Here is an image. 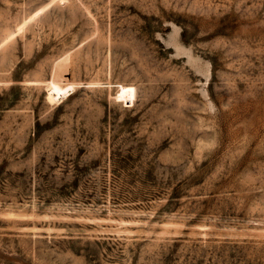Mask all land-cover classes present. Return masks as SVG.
Listing matches in <instances>:
<instances>
[{"label": "rangeland", "instance_id": "obj_1", "mask_svg": "<svg viewBox=\"0 0 264 264\" xmlns=\"http://www.w3.org/2000/svg\"><path fill=\"white\" fill-rule=\"evenodd\" d=\"M0 264H264V0H0Z\"/></svg>", "mask_w": 264, "mask_h": 264}, {"label": "bare ground", "instance_id": "obj_2", "mask_svg": "<svg viewBox=\"0 0 264 264\" xmlns=\"http://www.w3.org/2000/svg\"><path fill=\"white\" fill-rule=\"evenodd\" d=\"M47 88H48L47 98L49 101H55V100L57 101V99H60L61 97L67 95L68 91L70 90L69 89L70 87H63L55 81L52 82L50 81V85Z\"/></svg>", "mask_w": 264, "mask_h": 264}]
</instances>
